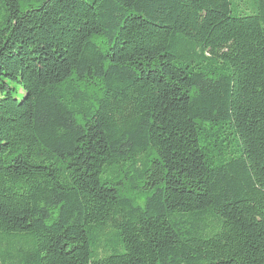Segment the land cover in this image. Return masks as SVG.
Masks as SVG:
<instances>
[{"label": "trees", "instance_id": "obj_1", "mask_svg": "<svg viewBox=\"0 0 264 264\" xmlns=\"http://www.w3.org/2000/svg\"><path fill=\"white\" fill-rule=\"evenodd\" d=\"M0 264H264V0H0Z\"/></svg>", "mask_w": 264, "mask_h": 264}]
</instances>
